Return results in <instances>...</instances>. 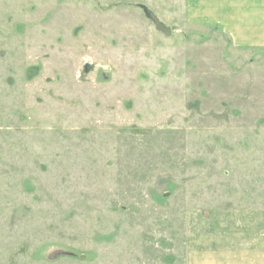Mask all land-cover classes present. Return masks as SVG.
<instances>
[{
    "label": "rangeland",
    "instance_id": "rangeland-1",
    "mask_svg": "<svg viewBox=\"0 0 264 264\" xmlns=\"http://www.w3.org/2000/svg\"><path fill=\"white\" fill-rule=\"evenodd\" d=\"M196 8L0 0V264H189L194 214L264 197V48Z\"/></svg>",
    "mask_w": 264,
    "mask_h": 264
},
{
    "label": "crops",
    "instance_id": "crops-1",
    "mask_svg": "<svg viewBox=\"0 0 264 264\" xmlns=\"http://www.w3.org/2000/svg\"><path fill=\"white\" fill-rule=\"evenodd\" d=\"M195 1L198 17L192 20L220 26L234 45L264 48V0ZM247 203L194 214L187 263L264 264V197Z\"/></svg>",
    "mask_w": 264,
    "mask_h": 264
},
{
    "label": "water",
    "instance_id": "water-1",
    "mask_svg": "<svg viewBox=\"0 0 264 264\" xmlns=\"http://www.w3.org/2000/svg\"><path fill=\"white\" fill-rule=\"evenodd\" d=\"M143 12L146 18L153 23L157 31L161 32L166 37L170 36L171 30L166 27L149 9L143 8Z\"/></svg>",
    "mask_w": 264,
    "mask_h": 264
}]
</instances>
